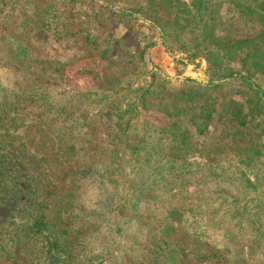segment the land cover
Here are the masks:
<instances>
[{"label": "rangeland", "instance_id": "rangeland-1", "mask_svg": "<svg viewBox=\"0 0 264 264\" xmlns=\"http://www.w3.org/2000/svg\"><path fill=\"white\" fill-rule=\"evenodd\" d=\"M0 264H264V0H0Z\"/></svg>", "mask_w": 264, "mask_h": 264}, {"label": "trees", "instance_id": "trees-1", "mask_svg": "<svg viewBox=\"0 0 264 264\" xmlns=\"http://www.w3.org/2000/svg\"><path fill=\"white\" fill-rule=\"evenodd\" d=\"M39 223V222H38ZM37 225H39L41 228H47L48 229V225H49V223H39V224H37ZM51 231V230H50ZM61 232L63 233L62 235H61V238H64V240H63V242H58V240H57V238H56V236H55V238H53V246L57 249V250H59L60 252H63V253H68L69 252V247H66L65 249H64V247H60V245H63V243L64 244H70V241H69V238L68 237H70V235H71V233L70 232H66L65 230H63V229H61ZM51 234H52V232H50ZM56 235V234H55ZM60 244V245H59ZM58 255V254H57Z\"/></svg>", "mask_w": 264, "mask_h": 264}]
</instances>
